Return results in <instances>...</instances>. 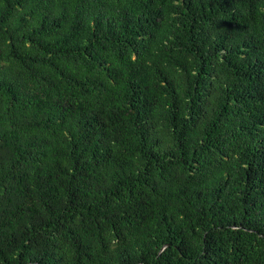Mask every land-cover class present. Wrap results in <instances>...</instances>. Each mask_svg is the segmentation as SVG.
Wrapping results in <instances>:
<instances>
[{
    "label": "trees",
    "instance_id": "1",
    "mask_svg": "<svg viewBox=\"0 0 264 264\" xmlns=\"http://www.w3.org/2000/svg\"><path fill=\"white\" fill-rule=\"evenodd\" d=\"M0 264H264V0H0Z\"/></svg>",
    "mask_w": 264,
    "mask_h": 264
}]
</instances>
